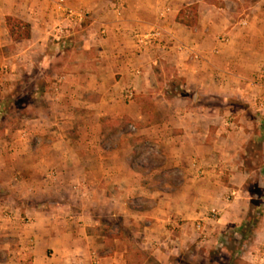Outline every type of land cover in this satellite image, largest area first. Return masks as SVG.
Listing matches in <instances>:
<instances>
[{
	"label": "crops",
	"instance_id": "0c3cea01",
	"mask_svg": "<svg viewBox=\"0 0 264 264\" xmlns=\"http://www.w3.org/2000/svg\"><path fill=\"white\" fill-rule=\"evenodd\" d=\"M55 1L48 8L52 25L59 19ZM230 3L237 5L232 0L83 2L92 12L85 32L61 50L63 71L47 87L46 118H29L31 127L20 130L7 148L19 159L0 165L4 175L14 169L0 181V191L9 196L0 210V264H128L133 245L119 237L118 220L136 226L131 233L155 252L164 243L162 229L169 231L172 219L202 216L204 201L220 210L217 222L240 217L237 197L245 177L229 172L227 183L216 180L221 168L233 167V151L221 147L229 145L231 132L222 134L212 124L216 117L228 121L225 112L238 98L233 91L239 88L226 85L229 78L258 67L238 53L249 42L253 57L262 55L264 1L239 6L246 13L243 25L227 14ZM190 4L197 20L188 27L174 18ZM14 13L30 24L29 38L17 43L33 40L37 28L46 31L43 23ZM152 26L163 36L136 51L133 34ZM212 97L221 101L220 112L208 101ZM137 150V158L151 155L157 162H138ZM170 174L178 182H170ZM184 189L189 192L181 197ZM226 190L235 195L230 199Z\"/></svg>",
	"mask_w": 264,
	"mask_h": 264
},
{
	"label": "rangeland",
	"instance_id": "374dc122",
	"mask_svg": "<svg viewBox=\"0 0 264 264\" xmlns=\"http://www.w3.org/2000/svg\"><path fill=\"white\" fill-rule=\"evenodd\" d=\"M51 1L0 0V144L4 143L0 145V165L5 160L11 164L13 160L19 159V154L11 153V150L7 148L19 137L20 130H28L31 127L29 118L38 115L43 119L46 118L45 93L49 91L47 87L53 82L57 83L63 71L61 50L67 40L85 32L83 27L92 11L90 7H84L83 2L90 4L95 0H68L72 6L82 9L85 19L80 28L60 36L52 33L54 25L50 22L52 17L48 9ZM232 1L237 5L230 3V10L227 14L233 22L240 23L244 18L246 20V13L241 12L239 6L247 7L259 0ZM15 11L27 15L26 17H29L31 21L43 23L46 31L41 32L38 28L35 29L33 40L24 41L22 44L10 40L6 29L1 28V23L4 26V16H15ZM191 11V9L187 10L188 13ZM47 22L51 23L48 27L45 25ZM43 36L44 39L41 40ZM3 37L5 43L1 44ZM260 43L264 50V40ZM250 45L246 42L245 48L243 47V51L239 50L238 54L242 59L244 58L243 61H248V63L255 61L258 67L250 73H240L241 76L234 75L229 78L230 83L227 81L226 85L232 86L233 89L235 86L239 88V90H232L233 93H237L234 95L238 98H232L229 105L230 111L225 112L228 121L223 123L220 118L216 117L212 124L214 128L220 126L219 130L222 134L231 132L229 145L224 142L221 147L229 146L233 151L229 162L233 167L231 169L221 168L216 180L227 183L229 172H240L245 177L240 187L242 191L237 197L236 211L240 213V217L235 214L236 219L230 222H217L220 210L213 206L210 208L204 201L202 204L205 210L202 216L172 219L173 224L169 222L166 225L169 231L162 229L159 236L164 243L159 251L155 252L142 245L145 239L141 235L135 231L134 234L131 233V230H136V226L128 223L122 226L121 221L118 220L119 237L127 238L129 245H133V248L128 251V264H264V51H261L262 55H255L254 58ZM245 69H248L247 66ZM253 93H258L260 98H253ZM208 101L218 104L219 112L221 111L222 103L219 99L212 97ZM135 128L134 125L127 126L130 132H134ZM139 154L140 150H137L136 158ZM223 158L229 160V155ZM137 159L138 162L144 163L157 162V159L151 155L146 158L141 155ZM13 170L10 168L4 175L0 168V181L11 177ZM168 180L175 183L178 182L179 177L170 174ZM228 186L232 185L228 184ZM185 189L181 191V197L188 194L189 191ZM256 190L259 194L258 202L261 213L258 210L250 212L252 214L246 220L250 223L243 227L245 236L241 237L237 227L245 221L244 216L248 211L249 197ZM226 191L230 199L235 195L234 193L229 194L231 190ZM7 200H9L7 193L0 191V210L2 209L1 204L7 203ZM196 223H199V228H196ZM101 229L102 233L106 232L105 237L109 238L108 226L101 227Z\"/></svg>",
	"mask_w": 264,
	"mask_h": 264
},
{
	"label": "built area",
	"instance_id": "2783aa9c",
	"mask_svg": "<svg viewBox=\"0 0 264 264\" xmlns=\"http://www.w3.org/2000/svg\"><path fill=\"white\" fill-rule=\"evenodd\" d=\"M55 9L59 13V19L52 28L53 34L59 36L64 35L82 26V23L85 19V13L83 11L67 5L64 0H56ZM244 23V20L240 21V24L243 25ZM162 36L163 32L161 31V29L152 26L144 32H135L133 34V44L136 48V51H141L145 47L154 43L157 39H160ZM124 96L125 98L130 99L132 96V91H124ZM3 214L5 216H8L9 211L4 209ZM195 226L196 228H199L200 225L199 223H196Z\"/></svg>",
	"mask_w": 264,
	"mask_h": 264
},
{
	"label": "trees",
	"instance_id": "16d2710c",
	"mask_svg": "<svg viewBox=\"0 0 264 264\" xmlns=\"http://www.w3.org/2000/svg\"><path fill=\"white\" fill-rule=\"evenodd\" d=\"M191 9V13H188L187 10ZM175 21L178 23H181L185 26H193L197 20V14L195 10V5L190 4L187 6L181 7L178 12L175 15ZM4 27L8 33V36L10 40L12 41H18L27 39L30 36V24L19 17L11 16V15H5L4 16ZM259 194L257 190L251 194L249 197V205H248V211L245 213V221H243L237 228L238 232L241 237H244V231L243 227L248 225L250 221H246L249 215L252 214L250 212L258 210L259 213H261L260 203L258 202ZM257 213V215H259ZM252 216V215H251ZM256 218V217H255Z\"/></svg>",
	"mask_w": 264,
	"mask_h": 264
}]
</instances>
